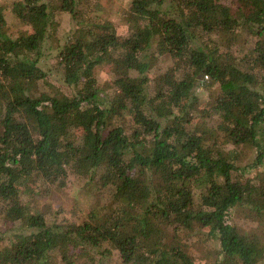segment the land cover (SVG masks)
<instances>
[{"label": "trees", "instance_id": "obj_1", "mask_svg": "<svg viewBox=\"0 0 264 264\" xmlns=\"http://www.w3.org/2000/svg\"><path fill=\"white\" fill-rule=\"evenodd\" d=\"M125 5L0 0V264H264V0ZM71 175L94 207L33 206Z\"/></svg>", "mask_w": 264, "mask_h": 264}, {"label": "rangeland", "instance_id": "obj_2", "mask_svg": "<svg viewBox=\"0 0 264 264\" xmlns=\"http://www.w3.org/2000/svg\"><path fill=\"white\" fill-rule=\"evenodd\" d=\"M4 2V6L6 7V10H8V22L9 26L12 27L15 30V22H14V15L11 13V3L13 0H1ZM101 5L103 8V11H98L95 15L103 18H110L111 21H113L120 29V31H124L126 29V24L124 23L122 19V13L126 9L125 0H101ZM103 13V15H102ZM60 22V30H71L73 28V24L71 21V17L68 13H64ZM49 44L47 45V48L45 50V55L42 60L41 66L50 76V79H52L54 82L62 86L64 83L62 81V77L60 75V67H59V61L57 59V51L53 49H48ZM170 60L162 61V67L165 68V66H169ZM96 76L101 83V85H104V92L107 94L108 89L111 88L110 84V76L106 74L104 69L101 67L96 70ZM66 93H70L72 90L67 88L65 84L62 86ZM197 92L199 93L202 100L209 101L211 98V92L210 90L206 88L197 89ZM205 102V101H204ZM253 155L251 151L248 152V156ZM244 163L248 162V158L243 156ZM71 183L68 184L67 189L63 193H55L52 196L44 197V196H38L36 198V202H33V206L42 209L45 203L50 200L53 204V206L59 211V219L62 220L64 216L66 218H71V220H75L74 217L79 215L85 210H87L90 206L94 207L96 203H94L93 200L88 199L85 200L80 196L78 192V188L82 186V182H77L74 175H71ZM94 203V205H92ZM12 225L5 226L2 230V232H6L11 230L10 228ZM218 248L217 242H209L205 243L204 241L196 240L193 243L192 254L195 255V257L200 261L199 264H210L213 262V256L216 253V249Z\"/></svg>", "mask_w": 264, "mask_h": 264}]
</instances>
